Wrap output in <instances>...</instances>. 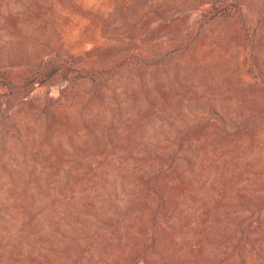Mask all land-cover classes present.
Segmentation results:
<instances>
[{
	"label": "rangeland",
	"instance_id": "rangeland-1",
	"mask_svg": "<svg viewBox=\"0 0 264 264\" xmlns=\"http://www.w3.org/2000/svg\"><path fill=\"white\" fill-rule=\"evenodd\" d=\"M0 264H264V0H0Z\"/></svg>",
	"mask_w": 264,
	"mask_h": 264
}]
</instances>
